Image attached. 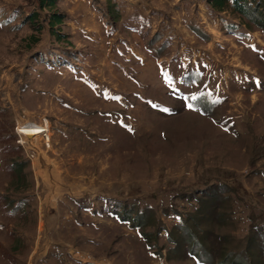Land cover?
Masks as SVG:
<instances>
[{
  "label": "rangeland",
  "instance_id": "374dc122",
  "mask_svg": "<svg viewBox=\"0 0 264 264\" xmlns=\"http://www.w3.org/2000/svg\"><path fill=\"white\" fill-rule=\"evenodd\" d=\"M39 1L0 0V253L28 264L87 243L95 264H199L170 234L215 188L230 224L202 231L240 252L264 229V30L208 0ZM23 120L49 128L39 155ZM59 203L72 223L56 225Z\"/></svg>",
  "mask_w": 264,
  "mask_h": 264
},
{
  "label": "trees",
  "instance_id": "16d2710c",
  "mask_svg": "<svg viewBox=\"0 0 264 264\" xmlns=\"http://www.w3.org/2000/svg\"><path fill=\"white\" fill-rule=\"evenodd\" d=\"M58 0H40V6L55 8ZM211 8L216 12L230 11L237 14L249 29L258 27L264 30V1L263 0H208ZM38 14L33 13L31 19L35 28L41 26L36 24ZM51 28H55V24L62 23L63 15L61 13H52ZM35 41L38 38L33 37ZM61 36H59V39ZM19 172L22 174L25 165L17 163ZM211 188V187H210ZM225 192V191H224ZM207 199H202L203 205L197 208L196 213H190L181 224L176 236V230L171 235V241L174 243V250L182 252L185 256H190L196 259L199 264H264V229L261 226L255 225L253 229L257 233L246 238L248 244L242 247L240 252L235 251V237L227 232L220 235L216 229L211 231H202L204 223L211 220L213 227L225 229L226 225L230 224L229 216L225 214L220 216V208L223 206L229 209V201L227 196L223 198L220 195L222 191L218 188L207 190ZM223 198V199H222ZM200 200V199H198ZM116 216L117 213H114ZM122 218V217H121ZM220 219V221H219ZM121 220L127 221L123 218ZM187 220V221H186ZM141 225V224H140ZM139 225V226H140ZM212 227V226H211ZM235 241V243H234Z\"/></svg>",
  "mask_w": 264,
  "mask_h": 264
},
{
  "label": "crops",
  "instance_id": "0c3cea01",
  "mask_svg": "<svg viewBox=\"0 0 264 264\" xmlns=\"http://www.w3.org/2000/svg\"><path fill=\"white\" fill-rule=\"evenodd\" d=\"M170 2H171V4H173L175 2V0L174 1H170ZM110 6H112V5H110ZM172 7H174V5ZM112 12L113 13L116 12L115 9H114V5H113ZM183 12L185 14L188 13L184 9H183ZM203 12L206 13L205 9H203ZM209 17H210L209 18L210 21L208 22V25L211 24V23L214 26L217 25L216 20H218L217 19L218 16L212 15V16H209ZM151 18L152 17L150 16L148 21L143 25L144 26V30L147 29V28L151 29L153 27V20H151ZM161 58L163 59V57H161ZM53 209L54 210H58V213L56 215V218L52 217V216H48V218H46L48 223H50V222H52L54 220L52 218H55L56 225L65 224V222L72 223L71 219L74 218L73 216L65 217V219L63 221L61 219L60 215H62V213L60 211H65L67 208H62L60 203H59L58 206L53 207ZM87 211L92 217L94 216V214H93V212H91V210L88 209ZM4 220L9 221V219H6V218H4ZM2 221H3V219H2ZM44 223H45V221L43 223H40V224L44 225ZM74 223L76 225H81V222H79L77 220ZM3 224H4V221L2 223H0V232H1L0 233V249H1L2 246H7V242L4 239H8V237H9V235H7V232L5 231V230H7V228L5 229L4 227H2ZM10 238H11V236H10ZM14 238H13L12 246H11V250H13V251H14V249L16 247V245H15L16 242L19 241V242H21L23 244L24 241L27 240V239H24V236H18L16 240ZM85 245L89 246L91 244L85 243L84 245H79L77 243H75V244L70 243L68 245L67 250L63 249L64 250L63 253H61V250H60V248H62V247L58 245L57 248L56 247L53 248L54 250H53L52 254L49 253V255H47L48 252H46V255H47L46 257L49 256V258L45 260V264H85V263L95 264V261H98V262H101V263H104V262L108 261V259L105 256H102V255L97 256L95 253H93L92 250H90L88 248H84ZM15 250H17V249H15ZM62 255L64 257L63 262H62V259H63ZM0 257H1V259H3L5 261V264H13L14 263V260L11 259L10 257H8L7 253H3V254L0 253ZM44 257H40L39 256V258L37 259V261L35 260V262H33V260L31 259L30 262L28 261V264H42V262H44V261H42V259L46 258V257L45 258Z\"/></svg>",
  "mask_w": 264,
  "mask_h": 264
},
{
  "label": "bare ground",
  "instance_id": "6f19581e",
  "mask_svg": "<svg viewBox=\"0 0 264 264\" xmlns=\"http://www.w3.org/2000/svg\"><path fill=\"white\" fill-rule=\"evenodd\" d=\"M44 131H49L48 126L44 127L43 125H39L38 123H34V122H29L25 124L24 120L18 126V132L22 136L21 137L22 141L25 143H31L32 141L34 144H37L40 141V139H42V136H43L42 133ZM28 136H31L30 139L28 138ZM46 136L48 138H46L45 140L48 141L50 139L48 132L46 133Z\"/></svg>",
  "mask_w": 264,
  "mask_h": 264
},
{
  "label": "water",
  "instance_id": "95a60500",
  "mask_svg": "<svg viewBox=\"0 0 264 264\" xmlns=\"http://www.w3.org/2000/svg\"><path fill=\"white\" fill-rule=\"evenodd\" d=\"M30 137H31V136H28L29 139H30ZM27 144L29 145L30 150L33 151V152H35L36 155L41 154V152L39 151L40 149H39V147L37 146V144H34L32 141H31V143H27Z\"/></svg>",
  "mask_w": 264,
  "mask_h": 264
},
{
  "label": "built area",
  "instance_id": "2783aa9c",
  "mask_svg": "<svg viewBox=\"0 0 264 264\" xmlns=\"http://www.w3.org/2000/svg\"><path fill=\"white\" fill-rule=\"evenodd\" d=\"M48 131H44L42 134L45 136V139L46 138H48L47 136H46V133H47ZM43 137V136H42Z\"/></svg>",
  "mask_w": 264,
  "mask_h": 264
}]
</instances>
